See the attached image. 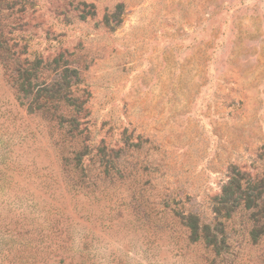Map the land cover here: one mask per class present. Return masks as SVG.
<instances>
[{
    "label": "rangeland",
    "instance_id": "obj_1",
    "mask_svg": "<svg viewBox=\"0 0 264 264\" xmlns=\"http://www.w3.org/2000/svg\"><path fill=\"white\" fill-rule=\"evenodd\" d=\"M0 42V264H264L222 197L264 200V0H0ZM26 62L67 69L56 118Z\"/></svg>",
    "mask_w": 264,
    "mask_h": 264
},
{
    "label": "trees",
    "instance_id": "obj_2",
    "mask_svg": "<svg viewBox=\"0 0 264 264\" xmlns=\"http://www.w3.org/2000/svg\"><path fill=\"white\" fill-rule=\"evenodd\" d=\"M0 51L2 52V58L4 65L9 68V63L7 62V55H9V50L7 48V45L0 42ZM6 56H5V55ZM12 56V55H11ZM26 65V66H25ZM37 63L29 64H17L13 69H10L11 74L14 76L11 78L12 85L16 90L17 93V99L20 101V104L23 106L24 101L31 96L32 98L30 101L26 104V108L28 112H44V113H53L58 110V105L60 103L67 102V94L68 89L70 88L69 82H67V69H63L60 78L54 79L51 82L48 83H41L37 84ZM72 73L74 74L75 79H77V74L73 70ZM32 80H34V84L32 86ZM77 83V82H74ZM36 89V91L32 94L33 89ZM55 117V116H53ZM59 118H62L61 116H58ZM56 118V117H55ZM235 175H232V178H230L228 184L224 187L222 190V197L224 199H227L229 197H232L233 194H239L243 195L244 199L242 200L243 208L244 209H257L262 208L264 209V200H261L260 196L251 197L247 196V190L250 189L246 182V188L245 191H241V186L239 183V179L235 180ZM240 180H243L240 178ZM260 189V188H259ZM245 192V193H243ZM260 194V193H259Z\"/></svg>",
    "mask_w": 264,
    "mask_h": 264
}]
</instances>
